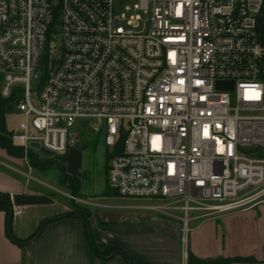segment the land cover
Here are the masks:
<instances>
[{"label":"built area","instance_id":"2783aa9c","mask_svg":"<svg viewBox=\"0 0 264 264\" xmlns=\"http://www.w3.org/2000/svg\"><path fill=\"white\" fill-rule=\"evenodd\" d=\"M0 74L14 145L67 157L94 120L109 187L184 233L264 203V0H0Z\"/></svg>","mask_w":264,"mask_h":264},{"label":"crops","instance_id":"0c3cea01","mask_svg":"<svg viewBox=\"0 0 264 264\" xmlns=\"http://www.w3.org/2000/svg\"><path fill=\"white\" fill-rule=\"evenodd\" d=\"M15 113L22 115L19 131L21 123L25 121L18 107L7 114L5 126L13 134L17 132L9 128L7 119ZM23 160L27 161L28 157L9 154L0 140V192L10 193L11 196H49L27 189V183L21 176L32 178L33 175L31 168L26 172L22 170L25 167ZM59 205L53 200L48 204L23 206V212L13 217L10 228L6 212L0 210V264H130L121 253L109 254L107 258L96 254L86 234L85 220L78 216L52 219L37 236L27 241L43 220L54 218L62 212L55 209ZM256 208L258 211H254ZM243 212L251 216L242 226L234 225L229 220L228 216L232 213L194 220L187 237L183 234L182 215L171 217L162 214V218L131 213L108 219L113 225L145 224L152 229L147 233L119 234L113 229L104 230L96 223L89 224V228L99 250L121 249L135 264H188L189 253L206 263L251 257L252 261L232 264H264V203Z\"/></svg>","mask_w":264,"mask_h":264},{"label":"rangeland","instance_id":"374dc122","mask_svg":"<svg viewBox=\"0 0 264 264\" xmlns=\"http://www.w3.org/2000/svg\"><path fill=\"white\" fill-rule=\"evenodd\" d=\"M120 1L123 3L131 2V0ZM146 18L144 16V19ZM21 118L20 113L9 116L7 119L9 128L19 133L18 127ZM93 126L98 127V129L93 128ZM77 127L81 132V139L76 147L82 150L84 154L83 165L80 169L81 176L68 173L67 161L62 159L63 156L57 154L47 155L33 148L32 153L39 158L42 166L32 167L29 159L27 161L23 160L25 167H22V170L26 172L31 168L33 175L32 178H29L28 175L27 177L21 176L27 183V189L34 193L48 194L56 203H60L61 205L56 206L55 209L62 212L57 215L65 213L88 215L90 225L96 223L104 230H112L113 224L108 219H112L115 215L144 213L163 218L164 216L157 211L139 208L142 205L155 204L156 201L123 198L119 196L115 189L109 187L107 179L108 153L119 151L121 142L115 148L106 146L104 127L95 124L94 120L78 119ZM47 160H50V165ZM106 189L110 191V195L104 193ZM63 207L67 209L65 210ZM254 211H258V208ZM176 215L181 216L182 214L177 212ZM250 216L249 213L237 211L229 214L228 218L234 225L242 226ZM192 225L193 221L190 222L189 226ZM183 234L185 237L188 236V233H184V231Z\"/></svg>","mask_w":264,"mask_h":264},{"label":"trees","instance_id":"16d2710c","mask_svg":"<svg viewBox=\"0 0 264 264\" xmlns=\"http://www.w3.org/2000/svg\"><path fill=\"white\" fill-rule=\"evenodd\" d=\"M0 78H1V74H0ZM18 102H19V96L17 94H14L9 99L2 98V96L0 94V140H1V144L7 150V152L11 155H14L17 157L27 156L32 167L42 166L39 158H37L32 153L33 148L30 147V148H28L27 152H25V149L23 147H18V146H15L13 144V142H12L13 132L8 131L6 126H5L7 114H9L13 108L17 107ZM108 154H109V158H108V163H107V171L109 168V162H110L112 156L114 155L113 153H108ZM62 159L67 161L66 156H63ZM47 161L49 162V165H50V160H47ZM43 165H46V164H43ZM104 193L106 195H110V191H108L107 189L105 190ZM12 206H13V203H12L10 193L0 192V210H3L6 212L7 218H8V227L9 228L11 227V224L13 221ZM64 216H78V217H82L85 220L86 234H87L88 240L90 242V245L92 246V248L96 252V254L100 255L103 258H107L109 256V254L121 253L126 257V259L128 260V262L130 264H135L126 255V253L121 249H116V248L108 249L107 248L105 251L99 250L95 244L94 238H93L91 231H90V228H89L88 215H83L81 213H78V214L65 213L62 215H57L51 219L43 220L41 222V224L39 225L38 229L36 230V232L27 241H30L35 236H37L41 232L43 226L47 222H49L52 219H57V218L64 217ZM252 260L253 259L251 257H237V258H228V259H224V260L206 263V262L202 261L201 259L197 258L194 254L189 253V255H188V264H232L236 261L245 262V261H252Z\"/></svg>","mask_w":264,"mask_h":264},{"label":"water","instance_id":"95a60500","mask_svg":"<svg viewBox=\"0 0 264 264\" xmlns=\"http://www.w3.org/2000/svg\"><path fill=\"white\" fill-rule=\"evenodd\" d=\"M219 87L233 89L234 83H219ZM31 147L42 151L47 155H52V152L44 149L38 142H32ZM84 154L78 148H72L67 155V171L70 175L81 176L80 169L83 165ZM14 204L18 206L27 205H43L52 203L53 200L47 195L40 194H17L13 196ZM112 229L119 234H134V233H147L152 229L145 224H132V223H118L113 225Z\"/></svg>","mask_w":264,"mask_h":264}]
</instances>
